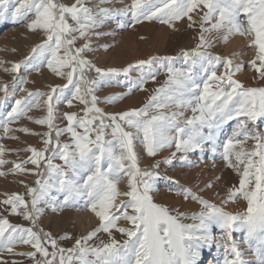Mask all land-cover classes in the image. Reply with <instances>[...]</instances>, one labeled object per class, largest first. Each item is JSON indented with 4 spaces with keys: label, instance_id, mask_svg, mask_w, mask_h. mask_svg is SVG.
<instances>
[{
    "label": "snow or ice",
    "instance_id": "snow-or-ice-1",
    "mask_svg": "<svg viewBox=\"0 0 264 264\" xmlns=\"http://www.w3.org/2000/svg\"><path fill=\"white\" fill-rule=\"evenodd\" d=\"M9 2L0 0V19L10 16L20 21L32 14L34 18L27 27L42 30L45 38L32 48L31 58L46 61L47 67L67 83L52 87L48 93L27 92L15 99L6 116L0 117V128L8 133L10 123L37 107L39 97L47 96L43 101L47 114L34 121L47 125L49 131L44 133L47 139L40 150L25 149L32 156L23 163L36 166L35 175L39 177L35 187H27L30 201L18 194L0 201L6 206L5 211L10 206L12 214L21 215L31 226L11 224L0 215V264H8L2 254L23 256L32 264H197L201 249L212 244L223 248L224 264H264V132L256 127L258 120H264V87L246 88L233 79L240 66L211 55L206 50L211 47V41L205 36L215 32L224 40L233 34L251 37L255 53L250 63L264 78V0H131L121 9L100 7L111 0H98L95 9L87 6L91 0H74L70 6L60 0H11L18 5L14 11H10ZM190 14L199 16L200 39L194 49L179 54L184 67L175 66L179 57L164 56L140 60L123 69L105 70L84 57L85 51L92 50L90 42L75 47L77 39L90 41L92 34L97 37L108 34L94 30L109 20L124 27V18L130 16L134 23L158 20L172 27L175 21L187 17L192 27L197 21ZM241 14L244 19H240ZM219 65L224 71L217 75ZM19 68L20 64H13L6 71L16 73ZM93 70L97 74L95 79L89 76ZM132 71L139 72L133 82V87L139 90H144L148 80L155 82L161 71L166 72V79L142 106L115 114L104 113L97 107L95 92L102 86H110L114 80L120 82L117 79L120 76L127 81ZM69 86L74 91L67 105L71 107L73 100L79 101L84 106L83 115L65 113L67 126L58 128L54 124V102L65 100L63 93ZM131 91L129 88L126 93L106 97L105 102L115 103ZM0 93L3 98L15 96L8 85L0 84ZM163 109L170 111L166 114ZM188 110L192 115L184 118ZM229 121L236 123L223 144L222 156L228 167L239 173V186L229 190L223 203L242 197L247 202L246 212H227L187 188H181L178 194L202 206L197 214L187 216L154 202L160 165H171L177 159V152L182 153L178 159L190 163L187 154L202 150L206 142L212 144L215 152L218 134ZM126 127L133 131L125 130ZM65 132L70 134L71 142L61 144L59 137ZM136 139L149 157L173 145L175 151L142 169L133 147ZM249 140L254 142L251 151L243 146ZM3 154L4 149L0 148V165L7 163L2 159ZM55 159L62 163L53 164ZM23 163L14 164L13 170L24 171ZM123 177L127 178V191L121 192L118 184ZM54 191L63 196L62 207L84 198L100 221L95 230L76 239L67 249L60 247L50 233L36 227L41 213L39 205L57 202L52 196ZM120 196L126 199L116 203ZM187 219L193 223H185ZM119 221L129 226H120ZM213 225L222 230L223 243L213 236ZM112 230L125 237L122 242L113 237ZM238 230L245 232L243 242L253 255L250 261L243 259L246 253L233 240L232 234ZM99 232L107 233L109 239L93 246L89 242ZM18 245L30 246L32 251L16 252Z\"/></svg>",
    "mask_w": 264,
    "mask_h": 264
},
{
    "label": "rangeland",
    "instance_id": "rangeland-1",
    "mask_svg": "<svg viewBox=\"0 0 264 264\" xmlns=\"http://www.w3.org/2000/svg\"><path fill=\"white\" fill-rule=\"evenodd\" d=\"M61 3L70 6L74 0H60ZM131 0H111L110 3L100 5V7L121 9L130 4ZM98 0H91L87 4L88 7L95 9ZM18 5L9 2L10 11H14ZM202 15L201 10H197ZM206 11V9L204 10ZM193 15V20L197 21L192 27L189 24L187 17H183L179 21H175L172 27L158 20H142L139 23L131 21L130 16L124 18V27H119L117 22L109 20L106 25L97 28L95 32L108 33L97 37L92 34L90 41L87 38L77 39L75 47H82L86 42H90L91 51H85L84 57L92 62L95 67L102 69L116 68L123 69L124 67L135 64L140 60H147L151 57L173 56L179 57L182 51H191L196 47L200 39L199 16ZM34 18L29 14L27 19L14 21L9 16L8 19H0V84L8 85L9 91H15V96L3 98V93H0V117L6 114L14 106L15 99L27 94V92H42L48 93L52 87L63 86L67 80L57 76L48 67L47 62H41L31 58V50L34 46L41 43L45 38L43 31L40 29L29 30L27 25ZM118 20L120 18H117ZM240 19H244L241 14ZM71 23V21H69ZM208 27V25H205ZM78 35V34H77ZM206 38L211 41V47L206 50L213 56L220 57L222 60L228 59L232 61L233 66L239 65L240 71L236 72L233 79L241 82L244 87H264V78L259 76V73L251 66L250 61L254 59L255 48L252 45V38L248 35L233 34L227 40H224L217 33H206ZM13 64H20V68L16 73L6 71ZM175 66L184 67L182 57H179ZM259 67V62H257ZM64 71H67L65 69ZM224 71L222 65L218 66L217 75ZM95 71H91L89 76L92 79L96 78ZM139 77L138 71H132L129 74L127 81L124 76L117 78L110 86H102L95 95L98 98L97 107L101 108L106 114H115L131 108L142 106L147 98L153 94V91L159 87L166 79V72L161 71L156 78V81L148 80L144 85V90H139L133 87V82ZM132 88L130 94L123 96L122 99L115 103L109 104L105 102V98L114 94H122L128 92ZM24 89L25 91H21ZM74 89L69 86L63 93L65 100L60 103L54 102L55 119L54 124L58 128L67 126V121L64 119L65 113L75 112L78 115H83V105L77 100H73L71 107L67 105V100L72 99ZM47 96L39 97V105L33 107L31 111L10 123L8 128L11 129L5 133L3 128H0V148L4 149L2 159L7 163L0 165V201H3L8 196L18 194L24 196L26 201L30 198L26 195L27 187L39 178L35 175L37 168L31 163H23L27 161L32 153L25 149L32 147L40 150L44 146V140L47 137L44 133L48 132L47 125H40L34 121L43 118L47 114L46 105L43 103ZM175 110V109H171ZM166 114L169 109H163ZM192 115L191 111L184 112V118ZM235 121L226 123L216 139V151H212V144L206 142L202 150L189 152L187 154L188 161L186 163L178 159L182 153L177 152V159H174L171 165H160V176L156 179L155 192L153 193L154 202L168 206L170 209L178 210L187 216H192L201 211L202 206L191 198L185 199L183 195L178 194L181 188H187L197 196L207 200L208 202L223 207V209L232 214L244 213L247 209V202L241 197L234 202L226 200L230 189L239 186V173L231 167H228L224 161L223 144L227 138L231 136L235 127ZM257 130L264 132V120L257 121ZM27 129V132L20 131ZM127 131L132 129L125 128ZM77 131L82 129L77 128ZM110 132V129L108 130ZM205 131H207L205 129ZM53 143H55V130L52 131ZM111 138L110 136L108 137ZM243 140V137H240ZM61 144L71 142L70 134L64 133L59 137ZM244 148L251 151L254 142L249 140L244 143ZM134 151L138 156L140 168H147L156 160H163L170 156V153L175 151V146L172 148L163 149L157 153L155 157L147 156L139 139L133 141ZM239 150V149H237ZM47 155V154H46ZM23 163L24 171L13 170L14 164ZM53 164H61L62 161L55 159ZM242 170V166H241ZM127 178L123 177L118 184V189L121 192L127 191ZM211 185V187H209ZM126 197L120 196L116 199V203ZM62 202V201H61ZM61 202L55 204L41 203V213L37 220V229L50 233L57 240L60 247L65 249L74 245L76 239L86 236L91 231L95 230L100 221L87 204L84 198L79 199L75 204L62 207ZM5 205L0 203V215L7 218L11 224H19L25 227L31 226L29 221L23 219L21 215L12 214L10 206L8 211H5ZM99 210V209H97ZM175 214V212H173ZM185 223H193L191 219L184 220ZM120 226L128 227L125 221L118 222ZM213 236L223 243L222 230L217 226L212 227ZM113 237L121 241L125 238L119 232L112 230ZM233 240L239 244V250L246 253L243 256L245 260H252L253 255L248 249V246L243 242L245 232L238 230L233 232ZM62 237H70V239H62ZM108 234L104 232L97 233V236L89 243L93 246L100 243L101 240L107 242ZM49 251L51 246L49 245ZM16 252L32 251L30 246L18 245L15 248ZM3 259L12 264L17 261L18 264H32V262L23 256H10L2 254ZM224 250L217 248L215 244L203 247L200 251V258L197 264H224ZM229 259H232L229 256Z\"/></svg>",
    "mask_w": 264,
    "mask_h": 264
},
{
    "label": "bare ground",
    "instance_id": "bare-ground-1",
    "mask_svg": "<svg viewBox=\"0 0 264 264\" xmlns=\"http://www.w3.org/2000/svg\"><path fill=\"white\" fill-rule=\"evenodd\" d=\"M53 197H56L57 202L63 201V196L60 194H57L55 191L52 193ZM116 232V231H115Z\"/></svg>",
    "mask_w": 264,
    "mask_h": 264
},
{
    "label": "trees",
    "instance_id": "trees-1",
    "mask_svg": "<svg viewBox=\"0 0 264 264\" xmlns=\"http://www.w3.org/2000/svg\"><path fill=\"white\" fill-rule=\"evenodd\" d=\"M34 186V182H31V184L29 185V187H33Z\"/></svg>",
    "mask_w": 264,
    "mask_h": 264
}]
</instances>
